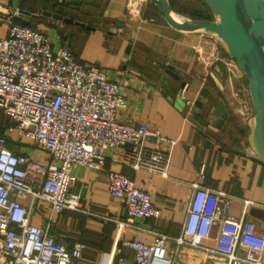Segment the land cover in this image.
Wrapping results in <instances>:
<instances>
[{
    "label": "built area",
    "instance_id": "2783aa9c",
    "mask_svg": "<svg viewBox=\"0 0 264 264\" xmlns=\"http://www.w3.org/2000/svg\"><path fill=\"white\" fill-rule=\"evenodd\" d=\"M11 1L0 0V20L7 25L6 35L0 36V109L12 122L0 133V264H79L86 243L77 241L69 248L57 234L60 213L86 212L80 194L71 191L78 180L76 168L99 171L108 151H116L115 162L166 177L176 141L162 147L158 129L120 121L118 115L127 107L120 84L102 68L78 60L68 44L57 46L36 26L20 22L22 11ZM218 60L224 59L216 56ZM228 64L232 71L233 63ZM231 98L247 123L254 115L248 89L238 88ZM14 131L30 139L45 158L11 150L7 144ZM107 187L126 208L124 219L100 217L114 223L118 235L136 220L160 217L152 194L126 173L111 171ZM193 188L177 244L198 246L219 222L217 245L204 247L206 251L226 264H264V232L245 217L226 215L230 200L224 202L225 193L197 183ZM168 240L158 234L148 242L125 239L123 245L134 251L135 264H177ZM114 252L121 254L122 247ZM113 254L102 251L99 264H110Z\"/></svg>",
    "mask_w": 264,
    "mask_h": 264
},
{
    "label": "crops",
    "instance_id": "0c3cea01",
    "mask_svg": "<svg viewBox=\"0 0 264 264\" xmlns=\"http://www.w3.org/2000/svg\"><path fill=\"white\" fill-rule=\"evenodd\" d=\"M82 1L75 9L104 4L103 13L94 21L73 18L95 29L45 15H40L43 18L34 26L45 32L55 45L68 44L78 60L102 68L120 84L127 102L118 115L120 121L146 123L158 129L162 147H168L170 141L176 144L166 177L134 171L115 162L119 156L116 151H108L106 163L99 171L77 167L78 180L71 191L80 194L86 212L66 209L60 213L58 239L69 248L77 241L86 243L88 248L79 258V264H99L102 251L114 253L110 264H135L134 251L124 246L123 241L148 242L158 234L169 237L168 251L177 264H226L204 248L216 247L219 222L213 226L209 238L199 239L198 246L178 245L175 239L183 234L194 183L225 193L224 202L230 200L225 214L245 217L264 232V162L251 148L248 122L240 119L235 101L227 95V81L219 77L216 69L210 71L216 56L227 53L212 35L174 26L148 1ZM54 2L43 1L42 10L52 11ZM10 4L14 7V0ZM6 33L7 25L0 20V36ZM204 65L210 68H203ZM170 67L175 74L169 71ZM231 81L248 89V80L242 73L235 74ZM203 87H208L215 99L204 100L200 109L196 101ZM219 99L228 110L221 128L216 127L214 114ZM0 116V133H4L12 122L2 109ZM7 145L14 152H26L38 159L46 156L16 131L9 134ZM111 171L126 173L138 188L150 192L161 210L160 217L136 220L118 235L114 223L100 218L126 217L123 201L108 191ZM201 171L204 177L200 176ZM34 222L41 224V219L35 218ZM116 247H122L121 254L114 252Z\"/></svg>",
    "mask_w": 264,
    "mask_h": 264
},
{
    "label": "water",
    "instance_id": "95a60500",
    "mask_svg": "<svg viewBox=\"0 0 264 264\" xmlns=\"http://www.w3.org/2000/svg\"><path fill=\"white\" fill-rule=\"evenodd\" d=\"M174 26L202 32L215 37L225 52L236 61L239 70L248 80V91L254 108V115L248 121V140L256 156L264 162V0H203L210 9L213 20L193 19L174 10L166 0H147ZM81 5L82 0H71ZM19 0H14L18 8ZM45 15L79 26L85 23L52 11L40 10L37 14L22 11L20 21L30 24L33 17ZM121 26V23H118ZM90 29L95 27L87 26ZM169 71L175 74L173 67ZM179 78V76H177ZM185 87V83L182 85ZM208 87L200 91L196 106H204V100L214 101ZM216 127L221 128L227 117L225 102L219 99L215 105Z\"/></svg>",
    "mask_w": 264,
    "mask_h": 264
},
{
    "label": "rangeland",
    "instance_id": "374dc122",
    "mask_svg": "<svg viewBox=\"0 0 264 264\" xmlns=\"http://www.w3.org/2000/svg\"><path fill=\"white\" fill-rule=\"evenodd\" d=\"M144 1H147V0H144ZM166 1L170 4V6L174 10L183 14L184 16H187L193 19H196V17H199V16L207 17V18H210V16H212L213 18V15L210 9L208 8V6L205 4L203 0H166ZM56 7L57 6H55V8ZM42 8H45V7L41 6V9ZM103 10H104V4L102 5L101 3V5L100 4L94 5L93 7H89L86 9L85 8H78L75 10L71 9V10H68L66 13L68 16H71L75 19H79V20L84 19V20L94 21V18L96 16H100L103 13ZM221 54H219V56L224 59L223 61L221 62L219 60L214 61L211 68L209 67V65H204L203 68H208V69L210 68V71L212 73H213V70L216 69V72L219 74V77L223 79V81L224 80L227 81L226 83H227L228 90L226 91V93L229 97H231V95L235 93L238 88H241V85H237L236 83L233 84L234 81L232 82L231 79L233 80V78L235 77V74L239 76L241 74V71L239 70V67L234 59L233 60L235 61V64L231 60L232 58L228 54H226L227 56L221 55ZM198 55L200 56V54ZM200 59H201V56H200ZM228 63H233L232 71L229 68Z\"/></svg>",
    "mask_w": 264,
    "mask_h": 264
},
{
    "label": "trees",
    "instance_id": "16d2710c",
    "mask_svg": "<svg viewBox=\"0 0 264 264\" xmlns=\"http://www.w3.org/2000/svg\"><path fill=\"white\" fill-rule=\"evenodd\" d=\"M43 1H49V0H21L20 1V7H21L22 11H26V12H29L31 14H37L39 12V10H41V5H42ZM82 3H83V1H82ZM54 4L57 7L55 9H52V12L73 18L71 16H68L66 12L68 10H71V9L75 10V6H77L76 4L74 5L70 1L60 3V2H58V0H55ZM42 18L43 17H41V16L40 17H33L31 22H30V25L34 26L35 25L34 23L39 21ZM196 19L213 20L212 16H210V18L199 16V17H196Z\"/></svg>",
    "mask_w": 264,
    "mask_h": 264
}]
</instances>
